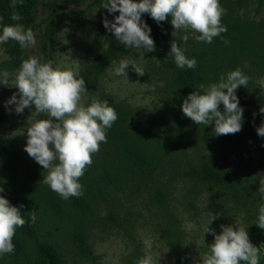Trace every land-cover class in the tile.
I'll return each instance as SVG.
<instances>
[{
    "label": "rangeland",
    "instance_id": "374dc122",
    "mask_svg": "<svg viewBox=\"0 0 264 264\" xmlns=\"http://www.w3.org/2000/svg\"><path fill=\"white\" fill-rule=\"evenodd\" d=\"M102 3L104 0H39L33 21L24 26L25 30H33L37 43L21 49L28 57L77 72L86 82L87 93L82 99L86 104H90L95 61L107 46ZM232 7V14L254 22L256 37L260 39L251 46L259 43L262 48L251 56L248 65L254 82L247 88L239 87L246 91L245 96L238 98L243 108L241 131L216 136L212 131L214 124L197 125L184 116L182 104L186 97L177 93L170 74L151 52L141 57L135 49L128 48L103 74L98 92L104 100L130 110L136 122L167 128V135L164 145L151 150L156 156L155 164L139 170L122 159L121 132L106 130L107 143H101L100 151L92 155L93 163L79 180L83 193L80 198L90 206L84 214L73 209L76 197L66 201L42 182L46 171L24 150L28 122L47 117L31 115L34 106L16 113L15 106L7 105V101L14 93L18 96V90L0 85V136L19 154L15 159L0 158V185L14 189L38 216L44 217L53 232L52 241L68 264H136L137 258L145 255L144 240L153 241L152 255L159 264H200V256L214 241L211 233H205L204 242L202 239L201 226L210 213L217 217L210 224L216 234L222 232L221 225L244 227L247 233L253 228L262 203L257 192L259 179L254 176L264 174V137L256 132L264 122V114L259 111L264 106V86L260 83L264 80V59L259 55L264 53V0H247L242 6ZM170 21L168 17L161 22L162 30L170 45L174 39L186 57L200 47L217 50L221 60L233 54L232 45L226 47L218 37L210 44L198 43L189 32L190 39L185 44L181 39L183 31L172 36ZM48 41L52 43L51 59L44 49ZM17 47L18 42L11 40L0 44V71H15L9 51ZM125 58L138 64L145 74L137 75L129 65L127 76H116L112 70ZM221 60L209 68L203 83L206 87L218 82ZM161 82L163 87L159 86ZM220 108L223 110V105ZM202 159L226 169L239 194L190 178V165L197 166ZM158 191L166 195L164 205L157 198ZM189 224L195 228L189 230ZM76 233L87 237L92 259L78 253L73 243ZM34 263L33 252L17 259L7 254L0 257V264Z\"/></svg>",
    "mask_w": 264,
    "mask_h": 264
},
{
    "label": "clouds",
    "instance_id": "9594fccd",
    "mask_svg": "<svg viewBox=\"0 0 264 264\" xmlns=\"http://www.w3.org/2000/svg\"><path fill=\"white\" fill-rule=\"evenodd\" d=\"M18 2L13 0L11 6L15 8ZM101 7L109 13H119L114 21L104 18L105 29L114 34L119 44L135 49L141 57L145 52L155 51L151 29L141 20L144 13L158 24L171 17L172 36L183 31L185 34L181 39L185 44L190 39L189 32L198 43L210 44L227 31L221 23L225 9L219 0H106ZM10 18L19 21L22 17L13 11ZM10 40L18 42L22 49L34 47L37 43L33 30H25L21 24L2 27L0 44ZM223 42L228 43L227 40ZM168 54L181 69L196 67V60L187 58L174 39ZM156 60L159 62V59ZM129 65L137 75L145 74L138 64L127 58L121 59L112 71L116 76H127ZM249 79L240 68H236L222 73L218 82L207 87L201 83L199 90L184 99V116L197 125L214 124L212 131L216 136L238 133L242 128L243 108L239 105L236 90L240 86L247 88ZM260 83L264 86V80ZM0 85L18 90V96L14 93L7 101V105L15 106L16 113H23L25 108L34 106L31 115L47 117L28 122L24 149L46 171L42 182L66 201L71 197H80L83 193L79 180L93 163L92 155L100 151L101 143H107L106 130L118 119L115 109L109 106L108 101L95 97L91 98L90 104L83 103L87 93L85 80L73 70L53 67L51 61L41 62L37 57L22 59L14 72L0 71ZM159 86L163 87V82ZM152 87L154 89L155 85ZM259 111L264 114V106ZM253 115L255 117L256 114ZM256 132L264 137V122L256 128ZM254 177L259 179L257 192L262 201L255 224L264 230V174ZM3 191L0 187V192ZM30 215L31 222L35 223V212ZM216 218L210 213L207 222L201 226L203 242L205 233H211L214 241L200 256V264H260L264 245H253L244 227L221 225L222 232L216 234L210 227ZM26 222L20 209L0 196V257L14 252L13 237ZM187 227L191 230L195 225ZM143 243L145 255L136 264H159V259L152 255L153 241L144 240Z\"/></svg>",
    "mask_w": 264,
    "mask_h": 264
},
{
    "label": "trees",
    "instance_id": "16d2710c",
    "mask_svg": "<svg viewBox=\"0 0 264 264\" xmlns=\"http://www.w3.org/2000/svg\"><path fill=\"white\" fill-rule=\"evenodd\" d=\"M39 0H19L16 7L11 5L13 0H0V30L4 25L21 24L29 26L35 17V12ZM247 0H221V7L225 9V13L221 18V23L227 28L225 33H221L218 38L222 41L227 40L226 47L232 45L234 48L233 54L227 56L226 59L221 60L220 53L215 49L200 47L192 50L189 59H195L197 64L194 69L179 68L174 63V59L168 53L170 52L171 45L167 36L162 30L161 22L158 24L147 13L142 14L141 20L146 23L150 31V36L155 43V51L151 52L153 57L159 59L155 61L170 74V80L173 87L181 97H187L195 90V87L204 83L209 75V68L218 61H222L220 69L218 70L219 76L222 73L240 68L249 79V83H253L252 72L248 68L249 61L253 54H258L262 51L259 43L252 45L254 41H259L260 38L256 37V27L254 22L243 20L239 15L232 14L233 4L242 6ZM106 2V0H104ZM16 11L22 18L19 21H13L10 15ZM116 13H109L105 9V17L109 21H114ZM51 41L45 43L44 49L46 50L47 58L51 59ZM106 49L99 55L95 61L90 88V103L91 98L95 97L100 101H105L99 94L98 88L101 78L107 69L113 64L114 61L119 59L121 55L127 51L124 45L119 44L113 33L106 30L105 35ZM240 46H239V45ZM241 44H243L241 46ZM256 50L258 52H256ZM10 61L14 70L18 69L22 59L29 57L21 49L17 47L9 51ZM259 55L264 59V53ZM246 91L236 90L237 97L245 96ZM107 101V100H106ZM109 106L113 107L118 115V119L110 129L116 132H121L124 142L120 144L119 150L126 164H130L139 170H144L155 164L156 156L152 149H158L164 145L163 142L167 135V128L159 126L155 128L151 125L141 124L136 122L135 115L123 106L108 101ZM240 105V102H239ZM261 118L263 116H260ZM0 158L15 159L19 158L17 150L8 144L0 136ZM188 176L199 183H206L210 185L225 188L231 193L238 195L237 184L231 177L230 173L221 166L213 164L209 159H202L197 166L191 164L187 172ZM32 180H34L32 178ZM34 185L35 182L32 181ZM4 189L0 192V196L6 198L12 206L20 209L23 218L27 221L22 228L16 230L13 237V244L15 250L11 254H7L14 259L18 257H27L29 252H33L35 258L34 264H68L63 252L59 246L52 240L54 239L53 232L50 231L48 225L44 222L43 216H38L36 210L31 208L29 204L22 199L19 194L11 188L0 185ZM157 198L164 205L166 195L164 192H157ZM23 205V207H20ZM73 209L77 212L84 214L90 209L86 201L80 197H76L72 201ZM35 212L36 221L31 222V212ZM258 215L254 221L253 228L248 232L250 242L260 247L264 245V230L260 229L256 224ZM73 243L78 253L85 259L93 258V250L87 237L82 233H76L73 238ZM264 252V250H262ZM140 258H137V260ZM260 264H264V254L261 255Z\"/></svg>",
    "mask_w": 264,
    "mask_h": 264
}]
</instances>
